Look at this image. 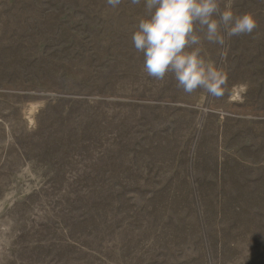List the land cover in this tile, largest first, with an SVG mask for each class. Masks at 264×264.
Masks as SVG:
<instances>
[{"label":"rangeland","instance_id":"rangeland-1","mask_svg":"<svg viewBox=\"0 0 264 264\" xmlns=\"http://www.w3.org/2000/svg\"><path fill=\"white\" fill-rule=\"evenodd\" d=\"M233 8L212 95L142 71L145 0H0V264H264V0Z\"/></svg>","mask_w":264,"mask_h":264},{"label":"clouds","instance_id":"clouds-1","mask_svg":"<svg viewBox=\"0 0 264 264\" xmlns=\"http://www.w3.org/2000/svg\"><path fill=\"white\" fill-rule=\"evenodd\" d=\"M141 0H131L137 5ZM113 8L121 0H107ZM234 0H145L144 15L132 35L142 53V71L157 81L169 74L176 86L191 94L204 89L221 94L226 71L207 59L205 43L224 45L226 39L251 34L257 19L251 11L237 13ZM223 5V7H221Z\"/></svg>","mask_w":264,"mask_h":264}]
</instances>
